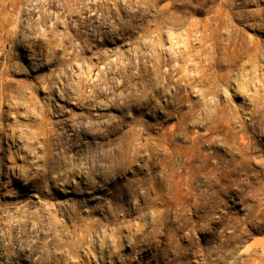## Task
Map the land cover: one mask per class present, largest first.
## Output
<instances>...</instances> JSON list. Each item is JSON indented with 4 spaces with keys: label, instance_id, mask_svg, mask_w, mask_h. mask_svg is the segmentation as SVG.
Listing matches in <instances>:
<instances>
[{
    "label": "clouds",
    "instance_id": "clouds-1",
    "mask_svg": "<svg viewBox=\"0 0 264 264\" xmlns=\"http://www.w3.org/2000/svg\"><path fill=\"white\" fill-rule=\"evenodd\" d=\"M257 236L264 0H0V264H264Z\"/></svg>",
    "mask_w": 264,
    "mask_h": 264
},
{
    "label": "rangeland",
    "instance_id": "rangeland-1",
    "mask_svg": "<svg viewBox=\"0 0 264 264\" xmlns=\"http://www.w3.org/2000/svg\"><path fill=\"white\" fill-rule=\"evenodd\" d=\"M202 18L205 20V22H207L208 17H207L206 15L203 16ZM74 195H76V193H72V192H64V191H61V192H60V196H62V197H69V198H70V197H72V196H74ZM87 195H88V197H89L90 199L98 200V199L104 198L105 193H103V192H99V193H95V194L88 193ZM258 239H264V237L257 236V237L254 238V240L250 241L249 244H250V245H251V244H254V243H255V240H258Z\"/></svg>",
    "mask_w": 264,
    "mask_h": 264
}]
</instances>
